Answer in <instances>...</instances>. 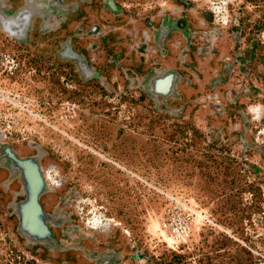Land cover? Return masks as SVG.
<instances>
[{"label": "rangeland", "instance_id": "1", "mask_svg": "<svg viewBox=\"0 0 264 264\" xmlns=\"http://www.w3.org/2000/svg\"><path fill=\"white\" fill-rule=\"evenodd\" d=\"M0 264H264V0H0Z\"/></svg>", "mask_w": 264, "mask_h": 264}, {"label": "water", "instance_id": "2", "mask_svg": "<svg viewBox=\"0 0 264 264\" xmlns=\"http://www.w3.org/2000/svg\"><path fill=\"white\" fill-rule=\"evenodd\" d=\"M30 209L32 212H36L38 210V207L35 201L30 204Z\"/></svg>", "mask_w": 264, "mask_h": 264}]
</instances>
